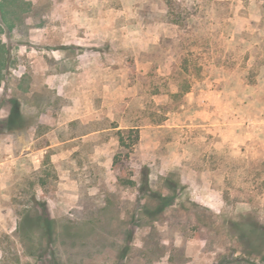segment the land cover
Segmentation results:
<instances>
[{
  "label": "rangeland",
  "instance_id": "374dc122",
  "mask_svg": "<svg viewBox=\"0 0 264 264\" xmlns=\"http://www.w3.org/2000/svg\"><path fill=\"white\" fill-rule=\"evenodd\" d=\"M171 1L0 0V264H264V0Z\"/></svg>",
  "mask_w": 264,
  "mask_h": 264
},
{
  "label": "trees",
  "instance_id": "16d2710c",
  "mask_svg": "<svg viewBox=\"0 0 264 264\" xmlns=\"http://www.w3.org/2000/svg\"><path fill=\"white\" fill-rule=\"evenodd\" d=\"M169 8H168V22L173 23L175 25H181L186 23L187 17H186V10L181 8V6H178L177 3L173 4L171 0H168ZM160 92L158 89L154 91V95H158ZM14 123V122H13ZM15 124V123H14ZM130 133H136L135 136V144L136 146L140 140V135H139V129H130ZM118 136H119V143H120V148L121 152H119L116 157L114 164L116 166H119L122 157L124 155V151L130 150L132 146H130L127 143V140L125 138V132L123 130L118 131ZM129 155V153H127ZM126 155V156H127ZM165 182L167 183V189L169 191V194L165 195L162 192H157L154 191L151 188L150 185V179L149 176L146 174L143 176L142 184L140 187V191L143 193V196L147 199L146 204L143 207L144 212L151 216V217H156L158 214H161L167 210L170 206L174 205L177 196H178V185H175L172 181L169 179H165ZM126 184L131 185V186H137V182L135 181H126ZM208 210V209H207ZM48 221V220H47ZM46 221V222H47ZM228 228H233V227H241L239 230V241L245 246V248L249 247L250 249L247 251L248 255H253V254H259L261 255L262 259H264V255L262 253L263 251V246H264V226H262V233L260 236L256 235V231L259 230L261 227V223L258 220H252V221H247L245 220H240L235 221V220H230L226 221ZM243 228V229H242ZM238 262L245 261V259H236ZM251 264H257V263H251Z\"/></svg>",
  "mask_w": 264,
  "mask_h": 264
}]
</instances>
